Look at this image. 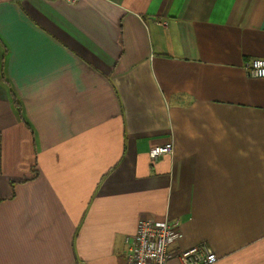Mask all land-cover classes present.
I'll return each mask as SVG.
<instances>
[{
  "label": "crops",
  "instance_id": "0c3cea01",
  "mask_svg": "<svg viewBox=\"0 0 264 264\" xmlns=\"http://www.w3.org/2000/svg\"><path fill=\"white\" fill-rule=\"evenodd\" d=\"M253 58L264 0H0V264H126L147 219L264 264Z\"/></svg>",
  "mask_w": 264,
  "mask_h": 264
},
{
  "label": "built area",
  "instance_id": "2783aa9c",
  "mask_svg": "<svg viewBox=\"0 0 264 264\" xmlns=\"http://www.w3.org/2000/svg\"><path fill=\"white\" fill-rule=\"evenodd\" d=\"M49 1H63L74 5L80 0ZM245 68L250 78L264 79V58H253ZM172 150L173 143L169 141L150 146L148 153L151 158L159 159L164 155H171ZM178 227L177 222L142 220L137 229L135 246L126 255V264H214L218 260V256L206 244L189 249L177 248V241L181 238Z\"/></svg>",
  "mask_w": 264,
  "mask_h": 264
}]
</instances>
